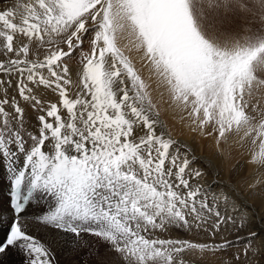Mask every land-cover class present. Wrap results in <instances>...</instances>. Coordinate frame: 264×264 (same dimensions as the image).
<instances>
[{
    "label": "snow or ice",
    "instance_id": "obj_1",
    "mask_svg": "<svg viewBox=\"0 0 264 264\" xmlns=\"http://www.w3.org/2000/svg\"><path fill=\"white\" fill-rule=\"evenodd\" d=\"M121 37L192 131L218 148L250 138V161L264 168V0H27L0 10V163L15 213L0 257L17 248L25 264H55L31 234L40 230L72 234L90 257L92 236L111 264H207L234 248L221 264H252L264 238L249 228L230 239L248 227L247 209L213 192L164 130ZM200 233L212 241L188 238Z\"/></svg>",
    "mask_w": 264,
    "mask_h": 264
},
{
    "label": "bare ground",
    "instance_id": "obj_2",
    "mask_svg": "<svg viewBox=\"0 0 264 264\" xmlns=\"http://www.w3.org/2000/svg\"><path fill=\"white\" fill-rule=\"evenodd\" d=\"M17 22H19V17H18ZM79 57H80V55H75L74 58L72 59L73 61L72 60L70 61V64L74 68L78 64ZM131 57H129V58H131ZM146 70H148V69H146ZM144 71H145V69L143 70V73L146 72V71L145 72ZM152 79H151V82H152ZM153 80L156 81L155 79H153ZM151 82H150V84H151L150 92H151L152 101L156 105L155 110L159 111L161 113H164L166 118H168V120L171 121L170 122L172 125L171 130H174V136H172L170 134L171 133L170 129L167 128L166 125H164L162 123L163 120L161 121L159 119L161 117H158L159 121L163 125L164 130L168 134H170L173 139L179 141L181 144L187 145V149L190 150L188 153L189 156L195 158L193 167L201 169L206 174V182L212 186L213 192H216V191L220 190L221 188H223L225 191L230 192L232 194V196L234 197V199H236L239 204H241L242 206H244V208L247 209V214L249 217L248 227L245 229H242L239 233H236V234L230 236V239L234 240L236 235H241V236L245 235V233L248 231L249 228H251L252 230H255L256 232L259 233V236L261 238H264V184L252 190L253 196L251 198L262 197V199H263V203H258L256 201H252L251 199H249L246 196L245 191H243V189H241L236 184V181L238 180V178L243 175L245 166H247L246 163L243 164V162L233 161L231 163L232 166H230V167H233V165H234L233 169L230 168L228 170V174L221 177L222 171L221 170L218 171L216 166H214V161L217 162V160H214V158H213L214 157V149L217 147L216 137L215 136L201 135L199 133V131H196V132L192 131V128L190 126V122L187 119L182 120L180 118L182 114L178 110H176L174 108V106L169 105V96H168L167 91L162 86H160L157 82L156 83H151ZM161 93H163V95H161ZM49 98L55 99V97L52 96L51 94H50ZM174 112H176L177 114ZM28 114H29L30 119L32 120V123L34 124L35 123V119H34L35 114L32 113L30 109L28 110ZM202 140L205 141L204 142L205 149H203V145H202L203 143H201ZM241 141L242 140L240 139V136H233L231 139L232 143H230V144L239 148L238 143ZM247 141H248V143H251L250 138H248ZM200 160H201V162H200ZM262 170H264V168H262ZM218 175H219V179H217ZM224 179H228V180H224ZM31 234L36 236V238L39 239L42 243L49 245L51 247V249H53V239H54V237H57L55 232H44V231H40V230H34L31 232ZM61 236H63V234H61ZM188 238L194 239V240H197L200 242H204V241L211 242L212 241V237L206 233H200L198 236H192L189 234ZM216 239L218 240L219 238L217 237ZM257 243H258V241L254 242L253 246L255 247L257 245ZM240 248H242V246ZM240 248H239V250H240ZM10 251L11 250H9L6 255L2 256V258L0 259V262L6 260L8 258ZM236 251H237V249L234 248V249L229 250L226 254L218 252L216 255H213L212 253H207L206 256L204 257V259H206L207 264H211L212 260L219 262L225 258V257L223 258L222 256L232 255ZM243 251H244V249H243ZM249 254H251V253H249ZM253 258L256 260V262L258 261V264H264V250H261L260 254L257 255L256 257H253ZM62 263H63V261H62Z\"/></svg>",
    "mask_w": 264,
    "mask_h": 264
},
{
    "label": "rangeland",
    "instance_id": "obj_3",
    "mask_svg": "<svg viewBox=\"0 0 264 264\" xmlns=\"http://www.w3.org/2000/svg\"><path fill=\"white\" fill-rule=\"evenodd\" d=\"M27 2V0H0V10H3L7 7H15L18 4H22ZM18 20V17H17ZM243 21H237V25H234V28L236 30H239V25L242 24ZM119 46L121 49L125 52L126 56L131 57L130 59L133 61L136 69L140 72V75L149 83L151 80L148 78L150 77L149 69L144 66V63L141 61V53L135 51L132 48L131 43L126 37H121L118 40ZM83 49L85 51H88L89 45L87 40H85L83 44ZM75 55H80L79 50H77L73 56ZM131 55V56H130ZM73 61V60H72ZM145 69V73H143V70ZM148 69V70H146ZM148 79V80H147ZM153 79H155L153 77ZM152 79L151 83H156L157 81H154ZM156 80V79H155ZM159 112V111H158ZM176 113V112H174ZM177 114V113H176ZM159 118L164 125H166L167 128L170 129L171 135L174 136V130H171V121L166 118L164 113L159 112ZM165 117V118H164ZM169 124V125H168ZM165 127V128H166ZM169 131V132H170ZM214 136V135H213ZM232 137L229 139V144L231 142ZM205 141L202 140L201 143H203V149H205ZM231 145V144H230ZM238 147H235L231 145H225L221 144L218 148V146L214 149V160H217V162L214 161V166L218 169V171H222V176H225L228 174V170L230 168L233 169L231 163L233 161H239L243 162V164H247L245 166L243 175L238 178L236 181L237 186H239L243 191H245L246 196L251 199L252 201H256L258 203H263L262 197L258 198H251L252 195V190L263 185L264 184V170L262 168H259L257 165H254L251 163L250 158L251 154L253 151L256 150V146L252 145L251 143H248L247 139L242 140L241 142L238 143ZM201 162V160H200ZM199 162V163H200ZM203 169V168H202ZM217 179H219V175L217 176ZM228 180V179H224ZM258 181H261L258 183ZM255 186L254 188L252 186ZM236 234V233H234ZM233 234V235H234ZM73 239L74 237L72 235H67V236H57L54 237L53 239V255L55 258V264H84L85 261H87V264H111L112 256L114 254H106L105 253V245L100 244L98 240L92 239V238H87L84 236V241L88 242L87 244L89 245H96L98 248V254L94 256H89L88 255V247H77L73 248ZM67 252V253H66ZM55 253V254H54ZM73 253V254H72ZM239 253L241 255V260L245 261L244 257V251L243 247L240 248ZM22 253L19 249L17 248H12L11 251L9 252V256L6 260L0 262V264H25V254ZM69 254V255H68ZM56 255V256H55ZM232 255H224L222 256L223 258L225 257H231ZM249 258H251L252 264L256 263V260L251 256V254H248ZM66 257V258H65ZM221 257V258H222ZM63 259V260H62ZM67 259V260H66ZM63 261V263H62ZM70 261V262H69ZM67 262V263H66ZM216 261H211V264H220L221 261L216 262Z\"/></svg>",
    "mask_w": 264,
    "mask_h": 264
}]
</instances>
